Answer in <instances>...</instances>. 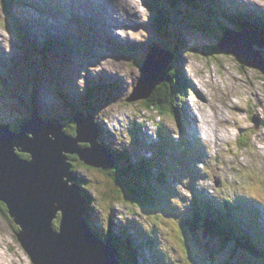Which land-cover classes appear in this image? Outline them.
Here are the masks:
<instances>
[{
    "label": "rangeland",
    "instance_id": "rangeland-1",
    "mask_svg": "<svg viewBox=\"0 0 264 264\" xmlns=\"http://www.w3.org/2000/svg\"><path fill=\"white\" fill-rule=\"evenodd\" d=\"M21 1L23 8L15 9L13 14L22 26L26 25L30 19L46 22L49 26L60 31H62V26L56 25V21L63 25L70 22L72 25L69 26L67 36L55 33L51 39L39 41L51 43L53 51L60 59H39L31 53L24 57L23 55H27L25 49L28 47L14 27L10 25L14 30L7 28L8 19L0 5V79H2L0 80V123H6L5 125L9 126L6 128L15 131L18 121L29 118L30 111H33L32 106L37 109H40L41 106L43 113L48 109L52 117L49 120L57 117L61 118L62 122H68L69 115L74 111V108L80 107L78 112H82L81 104L84 103L85 85L94 88L110 86L108 95H97L92 101L97 109L95 120L103 129V140L112 148L117 147L116 150L119 152L122 150L124 154L128 155L129 161L118 163L120 169L127 175L136 168L132 161L133 157L148 161L153 154L149 149H142L140 146L136 148L130 140L126 141L123 132L130 127V121L133 122L134 127H138V125L141 126L152 120L155 125L148 123L142 130L146 134L151 133L152 141L155 140L153 136H157L159 124H162L165 128L164 133L175 142L179 138L181 127L183 129L186 127L188 133L192 132L193 137L198 139L204 154L191 153V156H196L199 162L195 163L193 160L190 167L182 160H179L182 165L176 161L178 147L168 152L166 156L155 160L157 163L161 160L165 169L170 166L172 172L177 170L182 182H179L178 179L173 181L169 177L168 186L171 189L169 191L166 188L163 190L159 188V195L156 196L159 204L156 206L141 198H135L136 203L133 205L130 203L133 198L122 187L119 189L113 186L107 173L85 167L77 158V161L73 160V166L78 175L85 180L86 193L88 191L94 200L91 203L92 213L98 229L100 231L112 229L115 240L118 239L119 233L126 229L137 254H139L137 250H140V238L137 232L130 233V228L125 226L128 224L125 220H133L136 225L139 224L142 229L149 232L157 230L156 234L160 235V238L159 236L156 238L159 242L154 244V250L159 249L161 253L158 254V264H164L162 263L163 252H166L169 260L173 262L172 264H202L203 260L206 261V264H217L222 259H226L225 253L218 251L213 242L206 246L205 242L201 240L202 238L198 236L194 237V241L186 242L189 256L184 257L181 233L177 228L178 220L172 216L173 213L172 215L165 214L161 210V204L162 208L166 210H170L171 206H176L171 210L176 212L178 218L189 217L188 202L178 201L175 194L189 198L191 184L195 186L194 190L201 188L206 194L240 196L249 201L264 204V82L261 80L260 73L251 68L240 67L232 55H221L216 60L214 54L204 57L194 51L191 52V48L194 46V37L199 44H203L206 38L204 34H198L197 29H193L194 35L190 33L187 36V47L181 51L182 55L178 62L181 67L179 78L187 79L186 85L190 87L189 93L186 92V97L182 100L179 98L183 102L181 106L183 111L177 112V119L171 116L168 110L162 111V114L157 110L152 111V109H148L149 112L143 105L126 101V99L129 100L140 95V92L137 94L132 92L133 86L136 84L139 87L138 90L141 89L142 73L136 68V66L140 68V58L135 64L125 56L123 50L120 54L119 52L116 54L115 46L110 45L111 49L106 50L107 46L103 42L93 41L94 31L88 33L89 37L86 40L83 31L88 30L90 23L92 24L90 29L97 30L96 24L91 19L85 20L86 22L81 20L78 24L66 7H64L66 13L62 15L54 14L51 17L42 16L39 18L38 10L32 8H37L38 0ZM94 1L97 6H100L98 0ZM241 1H251V4H256L255 6L248 3L245 5L248 4L251 9H258L260 12L256 14L264 17V2L262 0ZM230 2L234 4L233 0ZM222 6L233 12L234 6L226 1ZM137 10H144L139 19L127 15ZM149 10L144 0H139V3L137 0H128L127 6L119 12L126 18L130 17L132 21H128V25L116 21L115 29L118 32L121 33L125 25L129 28H126L125 32L118 36L119 38L109 35L110 42L113 45L114 42L129 44L132 38L134 44L125 47L135 45L133 47H136L139 53H143L145 46L140 45L144 42H142V38L146 39L147 47L154 43L157 37L149 28L153 18ZM194 15L195 17L199 16L197 13ZM31 25L32 28H30L28 36L30 39H42L44 37L42 34H52L37 30L32 23ZM130 25H134L133 27L137 25V30L132 31V35L128 32ZM99 28L102 29L101 26ZM105 28L108 31L110 27L107 24ZM170 29L175 33L182 31L180 24L171 26ZM182 34H178L180 40L183 38ZM68 36L71 39L67 40L66 47L64 49L57 48L54 43L64 42L65 37ZM241 36L245 42L249 41L253 44L252 55L259 59L257 57L261 54L257 53L256 46L263 47V44L259 42L258 36L245 31H242ZM206 43L207 41L204 45L207 47ZM95 57L97 58L95 59ZM34 58L43 65L42 74H35L23 67L27 60L35 62ZM83 60L89 62L86 69L83 68ZM159 60L160 56L158 63ZM49 61L52 63L46 65ZM62 72L68 75L67 86L64 76L58 78ZM107 72L109 76H107ZM93 74L94 77L91 79L90 75ZM87 102L88 104L92 103L89 100ZM194 112H197L195 121L191 120ZM40 114L42 115L41 112ZM100 115L105 116L108 123L105 120L99 121ZM42 117L46 116L42 115ZM140 118H144L146 121ZM191 125H194L195 131L191 129ZM109 132L110 136L108 137ZM126 134L129 139V133ZM66 136L71 138L68 134ZM73 137H75V133ZM149 140L151 139L149 138ZM80 143L77 146L84 148L85 144ZM246 143H248L247 147ZM151 148H153L152 145ZM180 154L182 156L183 153ZM164 158L165 160H163ZM130 187L132 186L130 185ZM165 201L169 205H165ZM112 208H114V213H111ZM181 210L185 213L181 214ZM131 213H134L135 219ZM16 230L18 231V228L15 223L11 219H6L0 209V264H32L29 256L16 239ZM146 255L148 252L142 251V257L138 258V264H157L155 261L152 262L151 255L147 260ZM143 258L147 262L143 263ZM135 259L134 257L132 262L131 259L126 258L125 263L135 264Z\"/></svg>",
    "mask_w": 264,
    "mask_h": 264
},
{
    "label": "water",
    "instance_id": "water-1",
    "mask_svg": "<svg viewBox=\"0 0 264 264\" xmlns=\"http://www.w3.org/2000/svg\"><path fill=\"white\" fill-rule=\"evenodd\" d=\"M246 45L240 41L229 47L221 41L219 49L263 71L250 44ZM158 54L151 52L141 68V89L134 91L140 95L129 101L146 99L165 79L170 58L158 65ZM71 121L75 133L71 138L57 121H42L35 113L20 123L18 132L0 125V203L17 226L16 239L32 264H122L111 240L101 239L89 227L87 199L68 160V156H77L88 167L110 172L115 169L116 158L99 143L90 114H76ZM19 153L29 154L30 159L19 157ZM90 216L95 222L92 212Z\"/></svg>",
    "mask_w": 264,
    "mask_h": 264
},
{
    "label": "trees",
    "instance_id": "trees-1",
    "mask_svg": "<svg viewBox=\"0 0 264 264\" xmlns=\"http://www.w3.org/2000/svg\"><path fill=\"white\" fill-rule=\"evenodd\" d=\"M151 1L153 2L152 9L154 10V13L156 16V24L154 23L155 24L154 30L156 31V34L160 37V39L163 40V43L164 42L167 43V45L169 46L170 50L172 51L174 55V58H177V57L179 58L180 48H182L181 46L183 42L179 41L178 37H176L175 32L171 30L170 27L167 26V23L171 22V15L169 17V13H168L171 11H168L167 9H165V7L161 8L158 0H151ZM174 1H178V0H174ZM0 5L8 19L7 21L8 27L14 30V28L12 27L13 25L16 26V29L19 31V34H21V36L25 38L26 37L25 32L23 28L20 26V24L18 23L17 18L13 15V12H12V9L14 7L13 1L12 0H1ZM169 8H172V6ZM198 11L201 12L202 17L200 18L193 17L191 15L190 17L199 21V23L207 27L218 38L221 37L224 31L225 24H220L218 22L216 15H219V12L215 8H213L212 5H210L209 9L205 11L204 10L203 11L198 10ZM227 19L229 23L235 25V28L239 31L250 29V30L256 31L264 35V26L261 24L260 21H256L255 19L253 20L251 16L234 17V15L233 16L228 15ZM205 33L208 36L207 43H206V45L208 46L207 47L200 46L194 39L196 44L194 43L193 49L191 48L192 49L191 52L194 51L197 54L203 55L204 57L206 56L210 57L211 54L212 55L214 54L216 55V60L221 55H229L219 49L220 39L218 40L215 38V40L212 41L210 37L213 34L211 33L210 35V32L208 31ZM187 41H188L187 39L184 40L183 46L185 48L187 47ZM36 53L42 55V53L44 52L42 53L36 52ZM133 56H134L133 52H130L129 57H133ZM236 62L240 65V67L248 68L243 60H238ZM175 64H177V62L175 63L173 61V63L168 65L167 68H165V71H164L165 79L161 82V84H158L157 86L153 88L150 95L146 99H143V102H141V105L145 106L148 109L157 110L160 114L163 113L162 111H167V110L168 112H171L174 114L176 113V111L179 109V104H181V101L179 100V98L181 96L185 97V95H182L181 92L184 94L185 91L186 90L189 91V89H188V86L185 84V81L178 83L177 67ZM259 73L261 75V80L264 82V72H259ZM31 108L36 112L38 111V109L34 106ZM78 110H79L78 107L74 108V111L78 112ZM70 121L71 119L68 120V122L64 121L61 123L64 125V132L70 135L71 137H73L74 136V126H73V123ZM18 127L16 130L17 132H18ZM99 130H100V138L98 139L99 143L103 145L108 151H110V153H113L114 156L117 157L118 162H121L122 161L120 158L121 155L117 153L110 145H108V143H106L103 140V137L101 136L102 132H101L100 127H99ZM251 133H254V132L251 131ZM104 143L107 144L108 146H106ZM247 145L248 143L245 144L246 147ZM19 157L26 159V160L30 159V155L25 154V153L24 154L19 153ZM76 158L78 159L77 156H74V157L68 156V160L72 164L71 171L74 173L75 177H77L76 183L80 185L84 191L85 189L84 179L77 175V171L76 169H74V166H73L74 161H77ZM135 167L136 168L134 169V171L128 175L127 173L124 174V171L120 168L118 170H116L115 168L114 170L110 171L107 175L111 178L112 185L119 189L120 187L123 186V182H124L121 178L122 177L121 175H124L125 178H128L130 185L133 187L131 188L130 191H128V194L134 199V201H135V198H134L135 196L136 198L144 199L145 202L147 203H151L155 206L158 205L159 200L158 198H156V196L159 195V191L157 190V187H158L157 185L165 186L164 182H165L166 177H168L167 174L165 172H160V171L157 172V174H152L148 172L145 168V165L140 163V161L138 160L135 161ZM127 187L130 189L129 185ZM131 192L134 194V196H132ZM85 193L86 192L84 191L83 195L86 196L85 198L87 199L86 220H87L89 227L94 232V234L98 235L99 233L95 231V225H94L95 222H93L92 220L93 222L92 224L91 216H90V210L92 209L91 203H93L94 200L93 198L89 197ZM198 206H199V209H196L194 216L192 218L185 219V220L179 219L180 226H181L179 227V229L181 228V231L183 229L186 232V234L189 235L190 238L193 240H195L194 236H198L202 238L201 240L205 242L206 246L211 242L215 243L221 240V242L223 243V241H225L226 239H231L230 244L232 245V253L233 255H235V259H236L235 263L236 264H250L247 259L245 263L243 259L240 260L238 257V252L240 253L245 252L249 255V259L253 261V264H256L255 261L258 259V256L256 255L253 244L249 243L247 240L246 241L242 240L240 236L237 235L236 232L234 233V230H235L234 227L236 226V220H234L233 218L234 211H227V213L224 214L225 211L221 209H218L219 212H216V210L214 212L211 209H208L207 207L201 204H199ZM0 209H1L2 215L6 219H11V217L9 216L7 207L4 204L0 203ZM161 210L165 212V214L171 215L170 214L171 212L169 210H166L162 207H161ZM57 224L58 223L56 222L55 226H57ZM133 229H134V226H133ZM137 232H138V235L141 241L140 249L142 247L147 248V247L153 246V243L155 242L157 230L149 232L143 228V229H137ZM108 235L110 234L108 233ZM111 240H112L113 245L119 251V253H121L124 256L125 260L127 258L128 260L131 259L133 262V259L134 257H136V254L129 253L132 250V249L130 250V246L127 247L128 251L126 250V252H124L121 246L119 245V242L115 240L114 237ZM132 251H134V249ZM202 264H206V261L203 260Z\"/></svg>",
    "mask_w": 264,
    "mask_h": 264
},
{
    "label": "bare ground",
    "instance_id": "bare-ground-1",
    "mask_svg": "<svg viewBox=\"0 0 264 264\" xmlns=\"http://www.w3.org/2000/svg\"><path fill=\"white\" fill-rule=\"evenodd\" d=\"M63 2L65 3L67 10H69L71 13L75 14L78 18L82 19L83 21L88 20V19L93 20L97 24V26H96L97 28L101 26L103 29L104 25H106V23H107L110 27V30L107 33H108V35H110L112 37L119 38L118 36L121 35L122 32H125L126 28H129L127 26L129 24L128 21H132L130 19V17L126 18L123 16V14H121V12H119V10H121L122 8H125L127 6L128 0H100V2H101L100 6H97L94 3V0H63ZM185 4L190 5V3H187V2H185ZM143 12H144V10H142V11L137 10L134 13H129L127 15L128 16H135L137 19H139L143 15ZM116 21L120 22V23L127 24V25L123 26L121 33L115 29V27H116L115 22ZM31 23L34 25V27L37 30H42L44 32L52 33V34L61 32L59 30H55L53 27L49 26L46 22H43V21H38V20L34 21L32 19ZM91 27H92V24L91 23L88 24V30ZM99 29H101V28H99ZM245 31H247V30H245ZM62 33L64 34V36H67V32L65 31L63 26H62ZM178 36L179 35L176 34V37H178ZM65 39L68 40V39H71V37L68 36V37H65ZM250 44H251V46H253L252 43H250ZM63 45H65V42ZM259 48H261L260 45H259ZM162 61H163V59L160 56V60H159L158 65H160L162 63ZM107 76H109L108 72H107ZM93 77H94V74L90 75L91 79ZM137 90H138V87L136 86L135 91H137ZM1 123H4V122H1ZM182 153L183 154H182L181 158L184 161L190 163L193 155L191 156L188 149Z\"/></svg>",
    "mask_w": 264,
    "mask_h": 264
},
{
    "label": "snow or ice",
    "instance_id": "snow-or-ice-1",
    "mask_svg": "<svg viewBox=\"0 0 264 264\" xmlns=\"http://www.w3.org/2000/svg\"><path fill=\"white\" fill-rule=\"evenodd\" d=\"M262 2H264V0H262Z\"/></svg>",
    "mask_w": 264,
    "mask_h": 264
}]
</instances>
